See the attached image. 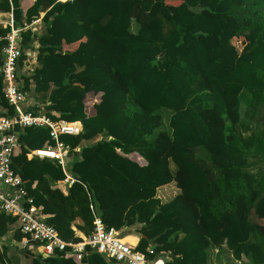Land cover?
<instances>
[{"label":"trees","instance_id":"trees-1","mask_svg":"<svg viewBox=\"0 0 264 264\" xmlns=\"http://www.w3.org/2000/svg\"><path fill=\"white\" fill-rule=\"evenodd\" d=\"M0 10L44 29L29 73L18 68L34 34L20 33L25 97L52 119L81 123L60 136L65 167L27 157L54 144L47 126L17 129L12 158L25 196L62 239L89 236L98 216L106 227L136 226L135 249L153 248L164 264H264V0H0ZM8 31L0 27V52ZM13 113L9 105L2 115ZM66 174L74 181L64 193ZM170 183L180 191L161 199ZM18 226L0 213L1 236L20 241ZM9 247L0 264H120L89 248L77 259L30 247L14 263Z\"/></svg>","mask_w":264,"mask_h":264},{"label":"built area","instance_id":"built-area-1","mask_svg":"<svg viewBox=\"0 0 264 264\" xmlns=\"http://www.w3.org/2000/svg\"><path fill=\"white\" fill-rule=\"evenodd\" d=\"M5 24L9 27L2 47L3 63L0 73L3 79V97L14 109L11 115L0 116V213L15 215L18 218V229L23 237L21 243L28 245L30 241L37 242L42 249V256H51L55 250L68 251L79 259L87 248L120 264H164V259L154 256L153 248L146 253L135 249L123 240L118 229L106 227L100 217L93 220L92 233L78 241H65L51 224L45 222L40 211L26 197L22 187L21 177L12 168V158L18 145L17 129L25 126H47L53 145L30 149L27 157L40 159H55L65 167L69 159V146L60 140L62 134H77L81 129L80 122H66L62 119H52L44 112H34L23 108L25 93L17 82V61L22 54L20 33L22 27L14 23L13 15L8 14ZM74 178L66 174L62 182L65 185L73 183Z\"/></svg>","mask_w":264,"mask_h":264},{"label":"crops","instance_id":"crops-1","mask_svg":"<svg viewBox=\"0 0 264 264\" xmlns=\"http://www.w3.org/2000/svg\"><path fill=\"white\" fill-rule=\"evenodd\" d=\"M28 4H29L28 1L24 2V5H28ZM8 14H9L8 12H4L3 10H0V27L7 26L5 24V21L7 20ZM41 15H42V13H41ZM21 27L23 29H30L34 34V36L27 42L26 46L24 47L23 53L26 55L27 58L22 61L21 66L18 68L19 73H29L32 70L33 66L35 65L36 55H37V52H38L39 46H40V44L38 42L37 35L44 32V29H43V26L41 25L40 18L37 19L36 21H33L29 25L28 24L21 25ZM0 53L3 54L2 49H1ZM19 62H20V60H19ZM43 105H44V102H37L34 99H32L30 95H26V97L23 101V108L27 109V110H31V111L38 110V112H45L44 110H42ZM8 106H9L8 104L6 105L4 103H0V116H3L2 114L4 112H6V109ZM167 185H169V184H167ZM167 185L162 186V188H165ZM59 187L64 193L66 192V185L63 182L59 183ZM159 189H161V188H159ZM176 191L178 192L179 189L177 188V190H173L172 192L175 194ZM164 193L170 194L169 191L165 192V190H164ZM158 194H159V192H158ZM167 197H170V196H167ZM119 232L123 238L126 236L135 238V243L134 244L130 243L133 246H136V244L139 240V236L143 237V235H139L140 233L136 229V226L135 227H132V226L127 227L126 226L124 229L119 230ZM76 233H77V235L81 236L80 232H76ZM11 234H12V232L11 233L10 232L5 233L2 236L0 235V248H2L5 241L9 242L10 247L8 248V254L10 256V259L14 263L19 262L20 257H21L19 255L25 247H28V248L30 247V250H32V252H34L37 255L42 256L41 246H39L38 244L37 245L30 244V246L23 245L20 242L21 240L17 242L16 239L12 238Z\"/></svg>","mask_w":264,"mask_h":264},{"label":"rangeland","instance_id":"rangeland-1","mask_svg":"<svg viewBox=\"0 0 264 264\" xmlns=\"http://www.w3.org/2000/svg\"><path fill=\"white\" fill-rule=\"evenodd\" d=\"M245 36H244V34L243 33H240L237 37H234L233 39H232V43L238 48V49H241L242 47H244V43H245ZM89 99H92V98H89ZM161 189H158L159 191V196H160V198L161 199H164V200H167L168 199V197L167 196H172V195H174V193L172 192L173 190H177V188H176V185L174 184V183H171V184H169V185H167L165 188H162V187H160ZM164 190H165V192H167V191H169L170 192V194H167V193H164ZM180 191V190H179ZM178 191V192H179ZM177 191H176V193H178ZM255 219H257L256 217H255Z\"/></svg>","mask_w":264,"mask_h":264}]
</instances>
